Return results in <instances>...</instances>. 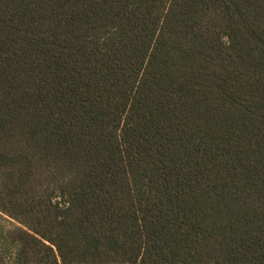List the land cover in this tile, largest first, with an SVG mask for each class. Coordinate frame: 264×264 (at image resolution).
<instances>
[{"label": "trees", "instance_id": "1", "mask_svg": "<svg viewBox=\"0 0 264 264\" xmlns=\"http://www.w3.org/2000/svg\"><path fill=\"white\" fill-rule=\"evenodd\" d=\"M0 264H264V0H0Z\"/></svg>", "mask_w": 264, "mask_h": 264}, {"label": "rangeland", "instance_id": "2", "mask_svg": "<svg viewBox=\"0 0 264 264\" xmlns=\"http://www.w3.org/2000/svg\"><path fill=\"white\" fill-rule=\"evenodd\" d=\"M15 225H16L15 222L6 218L5 216L0 215V227H3L4 230L10 229L11 227Z\"/></svg>", "mask_w": 264, "mask_h": 264}]
</instances>
